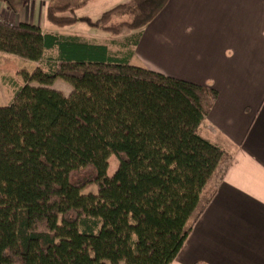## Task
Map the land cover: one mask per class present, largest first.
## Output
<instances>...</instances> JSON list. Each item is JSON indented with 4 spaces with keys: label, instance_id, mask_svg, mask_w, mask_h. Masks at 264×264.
I'll return each instance as SVG.
<instances>
[{
    "label": "trees",
    "instance_id": "16d2710c",
    "mask_svg": "<svg viewBox=\"0 0 264 264\" xmlns=\"http://www.w3.org/2000/svg\"><path fill=\"white\" fill-rule=\"evenodd\" d=\"M66 1L48 6L53 24L75 23L87 4ZM169 1L131 0L81 20L139 30ZM5 2L16 10L18 0ZM106 49L0 20V52L40 63L0 106V264H170L231 162L199 133L215 89L106 60ZM57 79L70 95L47 87ZM91 184L98 192L84 193Z\"/></svg>",
    "mask_w": 264,
    "mask_h": 264
},
{
    "label": "crops",
    "instance_id": "0c3cea01",
    "mask_svg": "<svg viewBox=\"0 0 264 264\" xmlns=\"http://www.w3.org/2000/svg\"><path fill=\"white\" fill-rule=\"evenodd\" d=\"M129 1L87 0L76 10L75 23L58 26L47 18L49 5L64 4L58 0H18L16 10L0 0V20L37 24L65 42L105 46L106 60L215 89L199 133L222 147L231 162L210 183L215 194L170 264H264V0H170L142 29L120 33L81 20L97 19ZM80 21L87 27L74 32ZM57 50L48 49L47 56L57 57ZM27 62L33 65L29 71L40 64ZM16 71L21 74L20 66ZM21 78L10 86L8 98L0 96V106L13 100L25 84ZM65 82L57 79L47 87L70 95L73 87Z\"/></svg>",
    "mask_w": 264,
    "mask_h": 264
},
{
    "label": "rangeland",
    "instance_id": "374dc122",
    "mask_svg": "<svg viewBox=\"0 0 264 264\" xmlns=\"http://www.w3.org/2000/svg\"><path fill=\"white\" fill-rule=\"evenodd\" d=\"M58 1L62 2V4L67 2L64 0H58ZM84 25H86L87 27L86 23L80 21L76 26H74L73 28L74 32L75 31L81 32V29L82 27H84ZM0 58H2L0 59V96L4 98L7 96L8 98L9 94L10 93L12 94L10 86H14L15 84L14 80L17 79L19 83H21L22 74H17L16 68L20 66L21 70H31L33 68V65L27 62L26 59L19 58V57L12 58L11 56L1 55ZM60 80L65 82V80L63 79H60ZM108 161H109L108 173L113 175L119 166V159L116 155H112ZM83 192L84 193H90V192L97 193L98 185L97 184L88 185L86 188H84Z\"/></svg>",
    "mask_w": 264,
    "mask_h": 264
}]
</instances>
